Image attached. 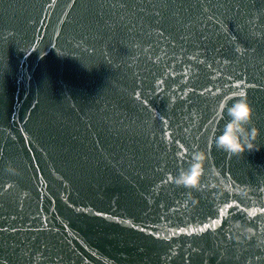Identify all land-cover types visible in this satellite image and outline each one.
<instances>
[{
    "label": "water",
    "instance_id": "95a60500",
    "mask_svg": "<svg viewBox=\"0 0 264 264\" xmlns=\"http://www.w3.org/2000/svg\"><path fill=\"white\" fill-rule=\"evenodd\" d=\"M0 264H264V0H0Z\"/></svg>",
    "mask_w": 264,
    "mask_h": 264
},
{
    "label": "clouds",
    "instance_id": "9594fccd",
    "mask_svg": "<svg viewBox=\"0 0 264 264\" xmlns=\"http://www.w3.org/2000/svg\"><path fill=\"white\" fill-rule=\"evenodd\" d=\"M218 110L221 118L226 116L227 119L213 137L215 147L231 154L243 152L245 146L251 149L253 145L250 141L255 140L258 131L252 126L253 109L248 103L246 92L240 91L237 97H225L218 105ZM205 159V152L195 151L189 167L174 178L175 184L197 187Z\"/></svg>",
    "mask_w": 264,
    "mask_h": 264
},
{
    "label": "snow or ice",
    "instance_id": "6c2138e0",
    "mask_svg": "<svg viewBox=\"0 0 264 264\" xmlns=\"http://www.w3.org/2000/svg\"><path fill=\"white\" fill-rule=\"evenodd\" d=\"M250 215H254V213H250Z\"/></svg>",
    "mask_w": 264,
    "mask_h": 264
}]
</instances>
